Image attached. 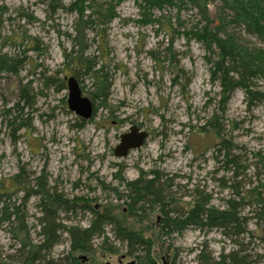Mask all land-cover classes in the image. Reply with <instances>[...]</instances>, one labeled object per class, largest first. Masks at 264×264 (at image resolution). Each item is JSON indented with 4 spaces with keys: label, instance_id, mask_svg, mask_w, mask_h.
<instances>
[{
    "label": "rangeland",
    "instance_id": "374dc122",
    "mask_svg": "<svg viewBox=\"0 0 264 264\" xmlns=\"http://www.w3.org/2000/svg\"><path fill=\"white\" fill-rule=\"evenodd\" d=\"M75 1L0 0V61L21 60L16 72L0 68V193L11 194V203L18 205L24 192L39 189L41 178L45 189L74 206L56 212L61 226L91 232L98 227H94L93 210H109L113 216L126 213L125 184L140 177L159 175V183L166 182L175 206L180 207L201 202L223 209L235 188L245 197L257 188L264 199V169L257 156H264V101L249 104L242 90L226 98L220 81L211 76L210 60L215 59L216 50L209 54L198 37V10L185 4L152 8L148 11L155 19L149 24L143 22L140 0H87L104 8L110 3L115 17L107 25L77 34L79 16L69 10ZM242 1L258 10L264 8V0ZM208 11L212 28H219L220 36H234L249 52L264 48L256 35L230 25V13L219 1L208 5ZM78 42L91 63L90 70L102 67L108 84L106 102L95 99L96 114L82 128L76 127L79 119L67 108L64 81L75 77L85 97L95 92L91 72L84 74L86 68L74 62L66 64V57L78 50ZM254 84L253 90L264 92V77H257ZM215 114L220 138L234 146L231 154L236 156V166L230 170L224 163V150L215 146L219 139L208 125ZM19 123L24 126L18 129ZM132 125L150 136L140 149L115 158L112 150L119 135ZM201 128L210 131L202 134ZM38 202L30 197L25 207L27 231L34 244L40 240L43 216ZM255 207L259 206L242 209L247 223L240 237L188 228L163 239L153 229L156 212L141 216V221L117 216L113 222L101 223L91 245L97 251L107 238V245L118 251L85 253L78 258L90 264H117L126 251L115 240L113 227L125 219L145 229L154 243L156 264H196L201 247L214 258L240 251L252 260L257 255L264 259V219L257 218ZM8 228H0L2 258L12 256L18 247ZM64 232L58 233L60 242L49 259L68 253Z\"/></svg>",
    "mask_w": 264,
    "mask_h": 264
},
{
    "label": "trees",
    "instance_id": "16d2710c",
    "mask_svg": "<svg viewBox=\"0 0 264 264\" xmlns=\"http://www.w3.org/2000/svg\"><path fill=\"white\" fill-rule=\"evenodd\" d=\"M62 0H52V3ZM119 3L122 0H115ZM142 8L148 11L152 8H174L180 4L191 5L198 10L200 21L198 37L203 39V46L209 54H214L215 59L210 60L212 65L211 76L220 81L221 87L225 90L227 97L236 90H242L245 94L246 101L249 104L264 101V92L253 90L254 80L257 77H264V48L254 49L249 52L244 44H239L234 36H220L218 29L212 28V20L209 15L208 5L215 1H219L228 11L230 25L233 27L242 28L246 33L256 35L264 46V8L258 10L256 6L248 5L242 0H140ZM91 10L89 15H85ZM69 10L76 12L79 16L76 26V33L82 34L92 26L101 27L109 24L115 17L113 6L108 3L104 8L98 3L87 2V0H76L69 6ZM222 21H225L222 19ZM144 23L154 22V20L143 21ZM221 24H223L221 22ZM78 50L72 52L66 57L67 65H81L82 69L86 68L87 74L92 73L95 79V92H91L90 100L93 103V115L95 116L97 107L94 104L95 99H99L101 103H105L108 98L107 76L102 74L103 68L90 70V61L83 57V49L81 42L76 44ZM21 60L5 59L0 61V68L7 72H16L20 67ZM93 68V67H92ZM63 87L64 84H63ZM21 97L28 102L26 91L22 90ZM226 101V99H223ZM18 108V107H17ZM76 127L82 128L85 124L82 120H77ZM208 125H212L211 130L215 132L218 142L215 146L218 149L222 148L225 152V166H236L234 155L229 152L230 142L220 138V129L218 126V117L213 115L208 121ZM24 126L19 123L18 129ZM215 128V129H214ZM216 130V131H214ZM202 134H207L210 130L201 128ZM218 152V150H217ZM258 162L262 164L264 169V156L257 154ZM156 173V172H152ZM264 174V172H263ZM157 175L151 180L137 179L125 184L124 195L127 212L122 211L115 216L111 211L103 212L92 211L97 220L96 230H79L64 228L59 223V218L56 212L58 209L69 211L74 209L71 203L65 200L57 193H51L48 189L39 186L36 191H26L24 196L19 200V204L11 203L12 195L9 193H0V228L6 225L12 233V239L15 241V246H18L12 256L2 258L0 253V264H90L87 261L83 262L78 258V255L97 252L114 254L118 249L112 248L105 238L98 246V250L92 248V236L97 230H100L101 223L113 222L116 217L125 218L129 216L134 220H138L141 216L147 217V214L156 212L159 216V222L155 223L154 230L163 239H169L173 234H180L188 228H195L200 231L219 230L226 237H240L246 232L247 217L242 216V209L248 206L255 207L257 218L264 219V199L260 196L258 189H252L243 196L239 189H234V196L225 201L223 209L206 207L207 203L195 202L187 207H180L174 204L171 195H169L167 184H155ZM41 181V178L38 179ZM261 187H264L262 185ZM116 192V190H115ZM30 197H36L39 200V207L43 213L40 221V240L34 244L28 235L26 226L25 207L27 200ZM122 200V196L118 195ZM145 204L149 206H144ZM151 207V208H150ZM256 210V209H255ZM156 216V217H157ZM124 220L114 225L115 240L122 244L125 248L126 256L134 257L140 264H156L153 257L154 243L145 234V229L138 224L133 225V222L125 223ZM116 221V220H115ZM139 221H141L139 219ZM13 228V230H12ZM91 229V228H90ZM60 231H66L69 239V251L66 256L57 260L49 259V254L52 248L60 242ZM97 237H99L97 235ZM170 248L168 246L167 250ZM116 249V251H115ZM196 254V264H264V259L261 256H256L252 260L246 254H241L240 251L219 254L216 258L207 254L202 247ZM170 264H174V261Z\"/></svg>",
    "mask_w": 264,
    "mask_h": 264
},
{
    "label": "water",
    "instance_id": "95a60500",
    "mask_svg": "<svg viewBox=\"0 0 264 264\" xmlns=\"http://www.w3.org/2000/svg\"><path fill=\"white\" fill-rule=\"evenodd\" d=\"M67 95V108L82 121H88L93 114V104L91 100L82 95V91L75 77H65L64 79ZM148 134L139 130L136 126H131L126 133L119 136V142L113 150V156L121 159L128 156L133 151L140 149L147 139Z\"/></svg>",
    "mask_w": 264,
    "mask_h": 264
},
{
    "label": "flooded vegetation",
    "instance_id": "af4514ba",
    "mask_svg": "<svg viewBox=\"0 0 264 264\" xmlns=\"http://www.w3.org/2000/svg\"><path fill=\"white\" fill-rule=\"evenodd\" d=\"M79 84V83H78ZM80 88H81V86H80ZM81 91H82V89H81ZM83 95V94H82ZM84 96V95H83ZM88 98V97H87ZM90 99V98H89ZM92 102V101H91ZM93 104V103H92ZM93 115V114H92ZM92 118V117H91ZM79 119V118H78ZM81 120V119H80ZM84 122H86V121H84ZM112 124H114V122L112 123ZM132 126H136V125H132ZM131 127V126H130ZM129 127V128H130ZM139 130H142V131H145L147 134H148V137L150 136V134H149V132L148 131H146V130H143V129H141V128H139L138 126H136ZM129 128H128V130H129ZM127 130V131H128ZM126 131V132H127ZM126 132H124V133H126ZM123 134V133H122ZM121 135V134H120ZM119 135V136H120ZM148 137H147V139H148ZM146 139V140H147ZM118 140H119V137H118ZM145 140V141H146ZM144 141V142H145ZM119 142V141H118ZM144 144V143H143ZM143 146V145H142ZM116 147V146H115ZM114 147V148H115ZM114 150V149H113ZM113 150H112V152H113ZM129 155V154H128ZM141 178V177H140ZM140 178H138V179H140ZM142 179L143 180H151L152 179V176H151V178H149V179H144L143 177H142ZM137 180V179H136ZM135 181V180H134ZM123 211L124 212H127V206L123 209ZM156 223H158L159 222V216H157L156 217ZM117 264H140L139 262H137V260L134 258V257H128V256H126V255H121V256H119L118 258H117Z\"/></svg>",
    "mask_w": 264,
    "mask_h": 264
},
{
    "label": "bare ground",
    "instance_id": "6f19581e",
    "mask_svg": "<svg viewBox=\"0 0 264 264\" xmlns=\"http://www.w3.org/2000/svg\"><path fill=\"white\" fill-rule=\"evenodd\" d=\"M152 12H150V11H145V13H144V20L145 21H150V20H154L155 18H153V16H152V14H151ZM143 23V22H142ZM149 24H151L152 22H148ZM17 106H18V104H17ZM233 147V149H234V146L230 143V145H229V152H232V150H231V148ZM234 158H236V156H234ZM161 179V177L159 176V175H157V179H156V182H155V184H160L159 183V180ZM129 183V182H128ZM127 183V184H128ZM42 183H41V181H39L38 182V184H37V186H40ZM164 184H166V182H164ZM41 187H43L42 185H41ZM167 191H168V189H167ZM144 206H149V205H147V204H145ZM151 208V207H150ZM65 234H67L66 232H64Z\"/></svg>",
    "mask_w": 264,
    "mask_h": 264
}]
</instances>
